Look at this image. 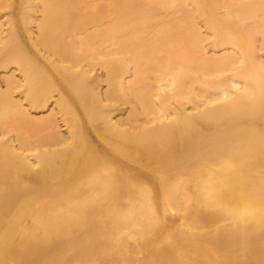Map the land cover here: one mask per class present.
<instances>
[{
	"label": "snow or ice",
	"instance_id": "obj_1",
	"mask_svg": "<svg viewBox=\"0 0 264 264\" xmlns=\"http://www.w3.org/2000/svg\"><path fill=\"white\" fill-rule=\"evenodd\" d=\"M48 7L47 4H0V21L7 23L15 17L17 21L23 18L27 22L31 11L40 13L42 8ZM71 7L87 9L88 14L77 16L76 23L95 26L105 23V17L112 10L135 6L96 0ZM141 7L191 9L183 20L184 31L190 46L199 54L195 67L173 66L169 61L166 67L149 70L156 79L141 82V87L150 93L149 102L142 110L137 106L139 115L130 114V119L135 118L145 129H150L143 134H136L138 128L129 132L128 126L117 123L109 112L104 113L103 122L97 114V88L100 104L105 100L117 106L126 104L117 93L115 82L129 61L119 53L108 58L111 62L108 77L89 84L87 97L82 100L81 119L75 125L73 139L67 144L43 135L29 117V105H45L53 96L59 99L52 91L54 84H60L56 73L26 71L17 62L19 78L15 70L9 76L10 62L5 61L0 95L17 117L11 128L6 125L5 131L0 132L3 150L0 152L3 161L0 202L6 223L21 221L28 212H31V223L22 230L5 229L0 264H264V161L259 166L258 191L253 184L248 198L233 206L226 203V194L222 192L203 199H181L178 195L182 181L176 179L177 174L210 164L211 160L193 159L181 150L152 149L157 134L166 127L194 123L195 115L209 108L219 106L254 114V102L259 97V115L264 121V26L241 32L248 18L231 11L259 9L264 21V0H260L259 5H192L171 0ZM214 8L227 11L220 17L210 16L209 10ZM42 31L46 42L38 51H46L52 57L59 75L67 79L71 72H79V57L69 45L65 31L47 30L43 22ZM224 32L231 37L230 46L218 53L213 49L223 48ZM192 73L201 85L195 94L189 88ZM127 91L123 89L125 94ZM17 92L19 97L14 95ZM74 95L81 96V93L74 90ZM77 111H80L79 105ZM69 154L75 157L72 169L87 166L94 178L110 189L112 199L126 198L131 205L121 211L111 235L107 234V225L98 228L90 205L73 204L68 195L71 191L68 173L53 168V162ZM25 164L27 169L22 167ZM33 167L34 172L30 171ZM221 167L230 170L232 161L223 160ZM255 179L252 177V182ZM257 197L259 208L255 203ZM42 207L45 208L43 213ZM56 207L60 212H55L53 219L47 209ZM258 215L260 240L257 246L253 226Z\"/></svg>",
	"mask_w": 264,
	"mask_h": 264
},
{
	"label": "bare ground",
	"instance_id": "obj_2",
	"mask_svg": "<svg viewBox=\"0 0 264 264\" xmlns=\"http://www.w3.org/2000/svg\"><path fill=\"white\" fill-rule=\"evenodd\" d=\"M93 2L96 0H0V4L31 3L34 6L45 4L50 6L46 9L42 8L40 13L31 11L27 22L23 18L17 21L15 17L7 23L0 21V25H3L0 27V79L4 76L6 60L10 62L9 76L15 70L19 78L17 62L21 63L26 71L56 73L60 84H54L52 91L59 96V99L53 96L52 100L45 105L39 107L29 105L31 108L29 117L32 123L41 129L43 135L65 144L73 139V130L81 119L82 100L87 97L89 84L98 83L101 77H108L111 67L108 58L113 54L119 53L129 61L123 66L119 79L115 82L116 91L126 100V104L117 106L106 100L100 104V89L97 88L95 104L97 114L99 120L103 122L106 119L104 113L109 112L117 123L128 126L129 132L133 128H138L139 133L136 134L150 131L135 118L130 119L131 113L139 115L138 105L142 110V106L149 102L150 93L146 88L141 87L142 81L149 78L156 79L155 75L149 74V70L166 67L169 61L173 66L195 67L199 59V54L189 44L183 25V20L192 11L191 9L177 11L141 7L146 3H165L171 0H104L117 5H134L135 7L112 10L105 17L103 24L89 26L76 23L75 18L84 17L88 14L87 9L71 6L87 5ZM176 2L192 5H259L260 0H176ZM196 11L204 10L196 9ZM226 11L214 8L209 10V14L220 17L225 15ZM231 11L248 18V23L240 28L241 32L251 29L259 30L264 26L259 9L235 8ZM42 22L47 30L63 29L69 45L79 57L77 64L79 72H71L67 75V79L59 75L52 57L48 56L46 51H38V48H44L46 42ZM222 40L223 48L213 49L214 51L222 53L230 46L231 37L228 32L222 34ZM189 88L193 90V94L196 89L201 88L195 73L190 76ZM123 89H128L126 94ZM74 90H78L81 96H75ZM14 95L19 97L20 93L17 92ZM259 103V97H257L254 102L256 108L254 114H245L219 106L216 109L209 108L204 113H197L194 123L187 126L174 124L157 134L152 144V149L155 151L181 150L193 159L205 157L212 161L195 169L181 170L177 174L176 179L182 181L177 189L181 199L191 197L203 199L222 192L226 194V203L236 206L248 198L247 193L252 190L253 184L258 191L259 166L261 161H264V121L260 119ZM78 105L80 111H77ZM188 107L190 110L191 106ZM16 117L17 114L11 106L6 105L0 95V132L5 131L6 125L11 128ZM115 142L118 143V141ZM2 151L0 148V152ZM74 159V155L69 154L58 162H53V168L68 173L71 188L68 195L73 204L81 202L90 205L92 219L98 228L103 229L107 225V234L111 235L119 214L131 205L127 203L126 198L119 201L112 199L110 189L98 178H94V173L87 166L72 169ZM225 159L232 161L230 170L221 167ZM2 163L3 161L0 160V165ZM22 167L27 169L26 164ZM30 171L34 172L36 169L33 167ZM252 177L256 178L254 182L251 180ZM2 195L3 186L0 185V196ZM255 203L259 208L258 197ZM64 207H68L66 201ZM40 211L43 213L45 208L42 207ZM47 212L55 219L54 213L60 212V208H48ZM258 219L259 215L257 223L253 226L257 246L260 240ZM30 223L31 212L23 216L21 221L13 220L6 223L3 205L0 202V258H2L5 229L22 230L26 229Z\"/></svg>",
	"mask_w": 264,
	"mask_h": 264
}]
</instances>
